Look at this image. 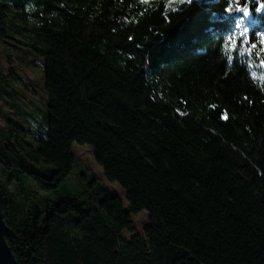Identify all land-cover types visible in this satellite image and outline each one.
Listing matches in <instances>:
<instances>
[{"label":"trees","instance_id":"16d2710c","mask_svg":"<svg viewBox=\"0 0 264 264\" xmlns=\"http://www.w3.org/2000/svg\"><path fill=\"white\" fill-rule=\"evenodd\" d=\"M0 41L42 57L46 94L44 118L16 111L29 129L0 113L18 264H264V0H0ZM20 58L0 60V102ZM73 143L125 203L87 168L81 197L39 195Z\"/></svg>","mask_w":264,"mask_h":264},{"label":"rangeland","instance_id":"374dc122","mask_svg":"<svg viewBox=\"0 0 264 264\" xmlns=\"http://www.w3.org/2000/svg\"><path fill=\"white\" fill-rule=\"evenodd\" d=\"M17 39L25 41L26 39L16 36ZM14 45L4 44L0 41V60L4 69L7 71L9 67V61H20L22 57H25V62H19L15 67L16 73L20 76V80L11 84L14 89V98L12 100L6 99V102H0V113H8L13 118L18 120L25 128L29 129L30 124L26 122L18 113L17 109L20 107L27 112H35L39 117H45V99L46 94L44 91V72L41 62L42 57H37L34 53H23L20 51L21 45L14 43ZM20 47V48H19ZM43 63V62H42ZM15 104V106L11 104ZM37 109V110H36ZM3 120L0 116V122ZM29 139L32 140V137ZM72 152L74 155L73 169L66 179L61 183L60 187L50 191L38 190L39 195L47 197L51 200L57 199L61 196L65 190L71 191L75 196L81 197L83 190L85 189V178L90 172H93L99 181L107 185L124 203L126 200L125 191L116 182H109L105 179L101 167L95 160V149L87 144L73 143ZM87 168L86 175H79L82 170ZM35 187V186H34ZM36 188V187H35ZM134 223V231H141L143 227L149 222L147 211L143 210L132 215ZM128 235L132 232H128Z\"/></svg>","mask_w":264,"mask_h":264},{"label":"water","instance_id":"95a60500","mask_svg":"<svg viewBox=\"0 0 264 264\" xmlns=\"http://www.w3.org/2000/svg\"><path fill=\"white\" fill-rule=\"evenodd\" d=\"M11 234L10 228L3 219L0 207V264H18L6 241V237Z\"/></svg>","mask_w":264,"mask_h":264},{"label":"snow or ice","instance_id":"6c2138e0","mask_svg":"<svg viewBox=\"0 0 264 264\" xmlns=\"http://www.w3.org/2000/svg\"><path fill=\"white\" fill-rule=\"evenodd\" d=\"M182 2H183V3H192L193 0H182ZM240 3H241V5H243V4L246 3V0H240ZM225 11H226V12H229V9H228V8H225ZM248 15L250 16L251 13H248Z\"/></svg>","mask_w":264,"mask_h":264}]
</instances>
